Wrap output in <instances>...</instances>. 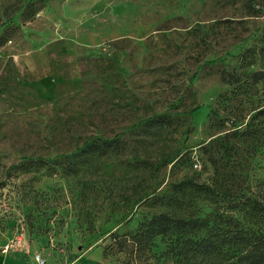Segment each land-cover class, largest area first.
Segmentation results:
<instances>
[{"label": "rangeland", "instance_id": "rangeland-1", "mask_svg": "<svg viewBox=\"0 0 264 264\" xmlns=\"http://www.w3.org/2000/svg\"><path fill=\"white\" fill-rule=\"evenodd\" d=\"M32 1L33 18H4ZM3 34L0 264L115 263L109 236L169 211L184 177L264 202V0H0ZM250 121L256 138L235 132ZM117 137L123 153L71 176L14 168ZM162 250L141 264H169Z\"/></svg>", "mask_w": 264, "mask_h": 264}, {"label": "trees", "instance_id": "trees-1", "mask_svg": "<svg viewBox=\"0 0 264 264\" xmlns=\"http://www.w3.org/2000/svg\"><path fill=\"white\" fill-rule=\"evenodd\" d=\"M39 8L35 2H28L24 7L17 6L4 18L11 22L12 16L21 11L26 18H33ZM7 40L1 35L0 45ZM170 119L161 116L145 122L143 134L154 135L157 129L166 128ZM251 121L242 131L235 130L242 136L256 138L259 134ZM125 149V142L114 138L89 141L73 154L55 158H25L14 168L23 173L43 172L45 176L62 174L71 176L93 160L120 153ZM123 153V152H121ZM189 154H182L170 161L173 171L184 161H190ZM134 164L136 158H133ZM198 168V163L193 164ZM172 194L165 197L170 201L169 211L153 214L130 233L109 236L110 249L123 255L111 264H141L144 254L156 259L157 249L162 246L160 257L169 264H200L202 260L217 264H264V202L250 197H239L229 200L230 195L224 191L213 190L199 185L194 180L184 177L171 185ZM205 197L213 204L208 217L191 215L186 209L194 207L196 200ZM157 197L156 199H158ZM227 202L228 207L222 205ZM193 203V205H191ZM195 203V204H194ZM159 261V260H157ZM165 263V262H164Z\"/></svg>", "mask_w": 264, "mask_h": 264}, {"label": "built area", "instance_id": "built-area-1", "mask_svg": "<svg viewBox=\"0 0 264 264\" xmlns=\"http://www.w3.org/2000/svg\"><path fill=\"white\" fill-rule=\"evenodd\" d=\"M36 260L40 263V264H43V261L42 260H40V258L39 257H36Z\"/></svg>", "mask_w": 264, "mask_h": 264}]
</instances>
